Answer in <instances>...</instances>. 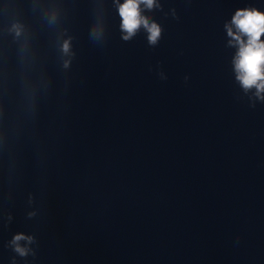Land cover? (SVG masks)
<instances>
[{"label":"clouds","instance_id":"9594fccd","mask_svg":"<svg viewBox=\"0 0 264 264\" xmlns=\"http://www.w3.org/2000/svg\"><path fill=\"white\" fill-rule=\"evenodd\" d=\"M116 4L121 17V38L125 42L131 41L143 29L149 46L155 47L159 44L162 38V26L144 15L145 11H162L159 0H123L122 3L116 0ZM172 15L178 18L175 10ZM224 29L228 37L227 46L235 49L231 61L235 81L245 95L251 93L248 96L250 106L255 107L257 101L264 103V39H261L264 37V11L255 7L237 9L231 20L225 22ZM16 31L19 35V29ZM100 36L101 34L98 33L97 38L99 39ZM62 51L65 55L71 54L70 39L64 41ZM69 64L68 60L64 62L65 67ZM161 78L166 79L163 74ZM35 215V212L28 213L30 219ZM34 243L33 236L17 233L9 245L16 255L27 257L30 254L34 255V250L30 247Z\"/></svg>","mask_w":264,"mask_h":264}]
</instances>
